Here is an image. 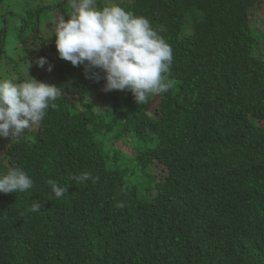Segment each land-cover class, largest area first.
<instances>
[{
	"label": "trees",
	"instance_id": "1",
	"mask_svg": "<svg viewBox=\"0 0 264 264\" xmlns=\"http://www.w3.org/2000/svg\"><path fill=\"white\" fill-rule=\"evenodd\" d=\"M102 1L166 40L173 86L144 105L114 91L99 110L91 96L104 79L57 48L31 49L17 71L29 60L32 78L63 91L19 139L0 137V178L21 167L34 181L0 193V264H264V53L250 19L264 0ZM84 172L98 181L70 179ZM49 180L68 191L57 198Z\"/></svg>",
	"mask_w": 264,
	"mask_h": 264
},
{
	"label": "clouds",
	"instance_id": "2",
	"mask_svg": "<svg viewBox=\"0 0 264 264\" xmlns=\"http://www.w3.org/2000/svg\"><path fill=\"white\" fill-rule=\"evenodd\" d=\"M69 4L70 16L66 19L59 15L52 34L56 37L55 48L60 59L74 67L83 65L88 79L97 83L104 79L102 91L105 93L130 91L138 105L147 104L150 97L166 93L173 86L174 81L170 79L172 48L147 18L136 16L118 4L101 9L96 0H69ZM33 36L34 41L28 44L41 42V49L53 47L47 45L43 39L45 36L39 32ZM35 63L43 68L47 60L38 58ZM47 70L51 72L52 66L49 65ZM62 91L60 86L32 77L19 82L0 80V137L14 141L38 125L49 106L57 108L55 101ZM70 179L77 183L91 179L96 183L99 178L84 172ZM48 183L57 198L68 191L55 181L49 180ZM33 185L34 181L27 172L14 167L0 178V193L23 192ZM114 207L119 209L124 205L117 203ZM40 208L41 203L34 201L29 211L38 212Z\"/></svg>",
	"mask_w": 264,
	"mask_h": 264
},
{
	"label": "rangeland",
	"instance_id": "3",
	"mask_svg": "<svg viewBox=\"0 0 264 264\" xmlns=\"http://www.w3.org/2000/svg\"><path fill=\"white\" fill-rule=\"evenodd\" d=\"M96 2L97 6L100 8L98 0H96ZM109 3L113 2H101L102 5L111 6L112 4L109 5ZM120 3H122V1H120ZM70 10L69 0H4L3 3H0V24L5 21L3 32L5 31V36H7L5 41L6 57L2 61V65L4 66L3 69H6V72L5 74L1 73L0 80L12 79L15 78V75L17 78L31 77L28 71V68L31 67H29V60H27V68H24L23 71L18 72L17 67L20 68L25 58L29 55V52L32 51L31 49L37 52L41 49V42L40 44L39 42L28 44L31 49L27 45L21 46L20 37L24 39L23 43L26 44L29 41H34L35 36H33L27 28L20 30V27H24L25 24L29 26L30 29L36 27V32L44 35L45 37H43V39H47V42L53 45L52 48L54 49L56 47V37L55 35L52 36V34L56 20L59 15L64 16V14ZM14 14H20L21 17L16 18ZM250 19L253 30L263 37L259 46H261V52L264 53V1L251 10ZM7 55L14 57L15 60H11ZM15 57H21V60ZM5 61H7V63ZM103 87L94 91L91 96V99L100 107L99 110H103L107 107L109 98L114 94V91L108 93L103 92ZM262 124L264 125V123ZM151 172L159 176L162 175L160 167L156 165L151 169Z\"/></svg>",
	"mask_w": 264,
	"mask_h": 264
}]
</instances>
